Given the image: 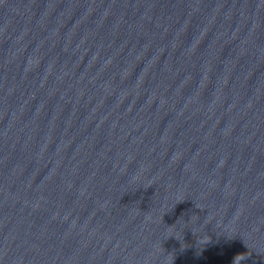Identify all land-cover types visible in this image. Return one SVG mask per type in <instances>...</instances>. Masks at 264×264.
I'll list each match as a JSON object with an SVG mask.
<instances>
[{
  "label": "water",
  "instance_id": "95a60500",
  "mask_svg": "<svg viewBox=\"0 0 264 264\" xmlns=\"http://www.w3.org/2000/svg\"><path fill=\"white\" fill-rule=\"evenodd\" d=\"M264 264V0H0V264Z\"/></svg>",
  "mask_w": 264,
  "mask_h": 264
},
{
  "label": "clouds",
  "instance_id": "9594fccd",
  "mask_svg": "<svg viewBox=\"0 0 264 264\" xmlns=\"http://www.w3.org/2000/svg\"><path fill=\"white\" fill-rule=\"evenodd\" d=\"M246 257L244 255H237L234 258L233 264H239L240 260L245 259Z\"/></svg>",
  "mask_w": 264,
  "mask_h": 264
}]
</instances>
